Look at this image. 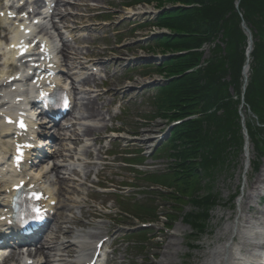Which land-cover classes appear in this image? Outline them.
<instances>
[{
	"label": "trees",
	"instance_id": "trees-1",
	"mask_svg": "<svg viewBox=\"0 0 264 264\" xmlns=\"http://www.w3.org/2000/svg\"><path fill=\"white\" fill-rule=\"evenodd\" d=\"M156 2L158 7L180 5L164 10L152 23L170 29L174 36L156 37V46L162 51H188L200 49L204 43L218 38L225 45H218L202 70L183 75L196 67L201 53L167 59L157 71L166 77L180 76L171 81L159 94V112L170 120L192 114H201L198 121L189 122L173 130L171 148L176 158L170 183L182 194H192L199 188L200 174L191 160L204 159L205 175L208 170L224 166L228 148H241L239 107L242 94L241 71L245 62L247 38L241 24L252 29L255 42L252 53V74L244 96L247 106L264 125V0H142ZM231 89L238 99L234 100ZM214 110V113L210 111ZM221 112V113H219ZM251 138L259 153H264V128L248 122ZM206 165V166H205ZM215 200L207 196L200 203L205 213L188 215L192 222L208 217L209 206ZM203 217V218H202Z\"/></svg>",
	"mask_w": 264,
	"mask_h": 264
},
{
	"label": "rangeland",
	"instance_id": "rangeland-1",
	"mask_svg": "<svg viewBox=\"0 0 264 264\" xmlns=\"http://www.w3.org/2000/svg\"><path fill=\"white\" fill-rule=\"evenodd\" d=\"M93 2H97L98 5H113L114 9H116L115 12L119 16H116L110 22V24H108V27L103 28V31L106 34H109L113 29L119 26L120 23L118 21L124 16L123 9L120 6L121 0H93ZM94 9H96V7H91L90 11L94 12ZM90 11L88 13H91ZM93 17L94 15L91 14V20L93 19ZM91 24L97 25L96 23ZM122 29L126 31L130 30V24L127 22H123ZM130 34L125 33V36L122 40L118 38V41H116L117 43L120 40L122 41V46H120V48L116 47L117 44L114 43V40L104 39L103 33L101 31L97 33V37L99 38V40H101L99 41V45L103 48V51H109V54L106 55H109V57L107 58L109 60L111 72L116 74L119 73V71H122L121 73H119L120 76H118L122 78H118L119 82L127 86L126 90H132V92H129L130 95L126 97L124 96V99L126 100L124 111L130 118L126 122L127 125H130L129 130L126 126V129L128 130L127 133L137 132V137L140 138V141H145L148 143L147 145H131L130 148H143V151L148 157L151 153V150L155 146V143L157 142L158 136L161 135L160 132L164 131L168 124L166 119L164 118H152L154 117V114L157 110L153 104V100L156 97L155 87L157 85L148 86L147 83L150 81L159 80L158 82H160L161 84V77L165 75L155 73L152 68L153 63L155 64V66L159 65L158 63L161 58L160 56H158V54H156L157 58H152L149 61L145 60V58L149 57L146 55L152 54L151 52L146 50L148 44L150 45V43H146V37L148 36L147 30L138 31L136 33L133 32L131 34L133 36V39L129 37ZM135 34H137L138 36ZM134 57L137 59H135L136 61H133ZM132 66L136 68L135 72H132ZM145 72H149V74H152L148 75L145 74ZM132 79L134 80L132 81ZM98 84H100V81H98ZM118 87L119 85L117 83L115 84L114 81L105 90L101 89V94L103 95L97 99V102L98 104H100L99 106L102 108L103 112L106 113L107 105H110L114 98L113 95H108L109 90L115 91L114 93L117 94L116 88ZM120 96L123 97L122 94ZM247 118H252V116L249 115ZM250 146L252 153L251 159L252 161H254L256 159V156L253 150L252 141L250 142ZM116 147L119 148L120 146H118L117 144ZM240 152L238 154L234 153L233 155H235V158L233 161H230L229 166L223 170L216 171L215 179H212L211 187L208 188L207 193L212 192L215 196H218L220 201H217V205L214 206L210 211V217L205 222L206 227L204 233L194 232L188 224L186 225L184 221H181L180 216L179 219L174 223L172 232L174 233L176 230L182 231L184 232L183 235L186 234V238L181 239L179 237L176 241V238H174L175 240L171 239V236L173 234L165 236L158 235V233L149 232V235L146 234L145 237H147L148 235L150 236V239L145 240L143 239L144 232H142V234L140 233L139 238L135 239L138 242L137 245L129 246L128 244H125L129 241L130 238L124 240V243L118 242L117 253L111 264H155V260H153L154 258H157L156 260H161L164 258L163 255L166 252L165 246H167L168 241H172L175 243L178 242L180 244V246L175 247L178 250V255L174 258V261L177 264H203L206 256H208L212 251L214 244H221L225 240H228L226 238L229 236L228 234V236H226L223 240H218V234L224 233L226 231L227 225L235 226L237 224L241 212L240 204L243 201L242 192L244 190V187H246L245 191L247 193V191L249 190V186H252V184L264 171L263 159L261 161L259 171H253L252 168H248L249 171L248 173H246L247 169H245L244 167L245 157L243 154H240ZM150 161V157H148L147 161L144 164L149 166L151 164ZM112 171L114 172V174L110 177V179L118 184L130 181L129 178L132 177V172L129 170H123L121 166H117L115 169H112ZM117 172H120L121 174H115ZM106 177L108 178L107 175ZM202 181L204 183L209 182L206 177L202 179ZM260 188H264V183L260 184ZM204 193L205 194L203 195H206V191H204ZM232 197H235L233 201L231 200ZM106 200H111V198H108ZM111 204L112 203L106 205V207H114ZM151 204H153V202H146L144 203V206L149 207ZM154 205L158 206V213L160 214L168 212L169 214L171 213L173 215H178V213L172 211V206L170 204H166L160 199H156ZM224 205L225 207H222ZM253 205H255L254 208L264 210V202L262 204H259L258 198ZM192 209L193 207L191 208L190 206H187L184 209V213L192 212ZM194 213H196V211ZM92 214H97V212L93 210ZM59 216L60 219L62 218L63 220L64 217L61 211L59 213ZM88 221L89 220L87 219V223ZM92 221L93 224L98 222L94 219H92ZM120 222L122 225L129 227H135L138 223H140L138 220L127 218L120 220ZM161 222L164 223L165 218H163ZM81 223H84L82 218H80V225H78L79 227L77 230H82L81 227H83V225ZM110 226H112L113 232L119 231L120 228L125 229V227H118L117 225L115 227L113 224ZM110 226H106L108 230ZM105 229L106 228L104 227L96 226L87 228L85 230L98 232L100 235L98 234L97 236H95V238L97 239V237L99 238L103 236ZM191 233H193L194 236H192ZM122 235H124V232ZM139 242H141L140 244H143V246H140ZM189 244H195L199 246L198 248L191 249L187 247V245ZM175 248L170 251L173 252ZM157 252H159V254H157Z\"/></svg>",
	"mask_w": 264,
	"mask_h": 264
},
{
	"label": "bare ground",
	"instance_id": "bare-ground-1",
	"mask_svg": "<svg viewBox=\"0 0 264 264\" xmlns=\"http://www.w3.org/2000/svg\"><path fill=\"white\" fill-rule=\"evenodd\" d=\"M59 3H60V0H57L56 5ZM0 13H5V9L0 10ZM78 54H79L78 55L79 58H81V54L80 53ZM76 69H78V67ZM57 70L59 71V69ZM248 73H249V67L248 68L246 67L245 74L248 76ZM90 81L91 79L89 78V79H83L81 82L88 83ZM59 83L61 82L59 81ZM71 85H72V91L76 95L77 88L75 86V82L73 79H72ZM77 96L78 97H76L75 103L73 106L72 119L69 120V123H68L69 125H71V127L69 126L71 129L70 132L74 133V136H73L74 140H70L71 137L67 138L68 139V140L66 139L67 144L60 142V140H58L59 148L56 151H54L52 155L53 157L57 159L60 158L61 160H60V163L58 164L55 163L52 166L50 165L51 166L50 171L55 174L58 173L61 169H64L68 171L69 173L75 170L68 164L72 162V159L74 158V153H73L74 150L72 149V145L74 141L78 142V140H76V137H78L81 132L88 131L89 133H91V131L94 130L89 127H86L85 130H81V132H78L79 125L82 121L93 118L96 115L97 102L92 101L91 99H88L87 98L89 96L88 93H84L82 95L77 93ZM69 127L64 126V128L61 129L59 134L68 132L67 129ZM9 137H10L9 127L3 128V129L0 128V149L5 154H9L8 146L7 144H5V147H1V145L7 142ZM59 138H62V137H59ZM63 139L64 138H62V140ZM68 142H70L71 144ZM85 151L86 153H88V149ZM42 154H44L46 158V153H42ZM251 154H252L251 146H250V142L248 141L247 152L244 155V157H245V162L247 161L249 164L251 163ZM44 162L45 161L42 160L41 158V163L43 165H44ZM245 166L246 165L244 164V167ZM7 174H9V169L7 168V166L0 168V195H2L3 192H5L6 190L12 187V183H10L9 181L12 180L14 176L11 174L7 176ZM27 177L28 175H25V176H22L21 178H27ZM36 178L37 176L35 177V180ZM261 183H264V171L263 173H261L258 179L252 184L250 193L246 196L245 200L240 205L241 212H240V215H239L240 217L238 219L237 224L233 227L227 225V227L228 226L229 227L226 228V231L222 234H218L217 236L218 240H223L226 236H228L227 234H229V231H232V229H235L234 232L232 231V233H230V235L226 237L227 239L230 238V241L225 240L223 243L215 245L213 247V250L209 253V255L206 256V259L203 264H253L255 262V260L253 259L254 251L249 253L251 250L247 249V243L244 240L248 238H254V237L258 238V236L262 232L261 223L257 221L264 219V210L254 208L255 205H253V203H255L260 193ZM75 189L78 190L79 188L75 187ZM0 205L2 206V210H7L8 207L6 204H4L3 202H0ZM234 237H237V241H235L236 244L231 241L233 240ZM91 241H93L92 235L87 236L85 239L78 238L75 241V243L78 246L82 247L80 251V257H79V259H82L81 262L88 261L89 259V255L86 256V245L87 243ZM178 245L180 244L169 241L167 244V250L177 247ZM235 246H237V249L242 250L244 253L237 254L235 251L236 250ZM44 249L45 247L41 245L36 250L30 251L29 259H32L35 257L39 259V260L36 259L37 261L34 260L33 264H38L40 262L42 264H51L50 258L48 255L45 254ZM59 250L60 248L56 247V251H59ZM232 251H233V254H232ZM177 255H178L177 252L173 253V252L167 251L165 260L162 259L159 264H170V262L171 264H174L173 260ZM40 256H43V258L40 259Z\"/></svg>",
	"mask_w": 264,
	"mask_h": 264
},
{
	"label": "snow or ice",
	"instance_id": "snow-or-ice-1",
	"mask_svg": "<svg viewBox=\"0 0 264 264\" xmlns=\"http://www.w3.org/2000/svg\"><path fill=\"white\" fill-rule=\"evenodd\" d=\"M23 51H26V49H24V48L22 47L21 54H23ZM20 127H22V128L24 127V125H23L22 122H21V124H20ZM20 158H22V153L20 154ZM18 162H19V159H18ZM31 198H32V199H35V200H39V199H41L42 197H41V195L38 194V193H32ZM34 211H35V213H36V218H37V219L41 218V212H40V210L37 208V209H34Z\"/></svg>",
	"mask_w": 264,
	"mask_h": 264
}]
</instances>
